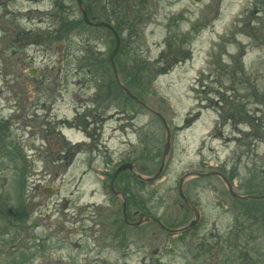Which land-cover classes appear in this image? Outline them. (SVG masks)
Returning a JSON list of instances; mask_svg holds the SVG:
<instances>
[{"label":"rangeland","instance_id":"374dc122","mask_svg":"<svg viewBox=\"0 0 264 264\" xmlns=\"http://www.w3.org/2000/svg\"><path fill=\"white\" fill-rule=\"evenodd\" d=\"M83 1L118 78L77 0H0V264H264V199L217 175L264 195V0ZM125 162L129 220L187 225L183 179L199 224H126Z\"/></svg>","mask_w":264,"mask_h":264},{"label":"water","instance_id":"95a60500","mask_svg":"<svg viewBox=\"0 0 264 264\" xmlns=\"http://www.w3.org/2000/svg\"><path fill=\"white\" fill-rule=\"evenodd\" d=\"M77 3H78V6H79L81 15H82V19H83V21H84L85 24H87L88 26H91V27H98V28L104 27V28H107V29H109V30H111L113 32L114 37H115V45H114V48H113V50L111 51V54H110V64H111V67H112V69L114 71V74H115L116 78H118V70H117V67H116V64H115V61H114L115 56L118 53V50L120 48V42H121L120 41V36H119L118 32L114 29V27L112 25H110L109 23H107L105 21H95V20L90 19L89 15H88L87 7H86V5H85V3H84L83 0H77ZM29 71L32 74H37L33 69H31ZM121 87L129 95V97L131 99L135 100L139 104L145 105L136 96H134L131 93V91L128 89L127 86L121 84ZM157 115L162 120V122L164 123V125L166 127L167 132L169 133V127L167 126L166 120L164 119V117L162 115H160V114H157ZM169 137L170 136L168 134V142H167V144L165 146L164 156L166 155V153L168 151V148H169V146H168L169 145ZM127 169H130L132 172H134L135 169H137V166H136L135 163H132V162L124 163L121 166H119L115 170V172L113 173V175L111 176L110 189H111V192H112V194L114 196H118L120 194V192L115 189V181H116L118 175L120 174V172H122L124 170H127ZM161 171H162V168L154 176L147 177V178L143 177L140 174H137V178L139 180L143 181V182L150 183V182H153V181H155V180L158 179V177L161 174ZM208 174H206V175H208ZM201 175H203V174H201ZM217 175H219L225 182H227L228 188L230 190V193L233 196H235L236 198H240V199H245V198L264 199V195H260V196H257V195L242 196V195L237 194L236 192H234L233 187L230 184V182L228 181V179L226 178V176H224L221 173H217ZM43 191H44V193H46L48 195H51V194H54V192L56 190L53 191L52 188H44ZM121 196L123 197V200H122V212H123L124 222L126 224L132 226V227L139 226V225H141V224H143L145 222L153 221L158 226H160L162 229H164L165 231H167L168 233H171V234H174V235H179V234H182V233H184L186 231H189V230L195 228L198 225V223L200 222V220H201V213H200V211L198 210V208L196 206H194L189 201V199L184 194V190H183V179L181 180V183H180V186H179V196L182 199V201L184 202V204L189 209H191V211L194 213V219L189 224H187V225H185V226H183L181 228H169L160 219H158V218H156L154 216L146 215V214H141L138 221H136V222H130L128 220L126 199H125V197L123 195H121Z\"/></svg>","mask_w":264,"mask_h":264},{"label":"flooded vegetation","instance_id":"af4514ba","mask_svg":"<svg viewBox=\"0 0 264 264\" xmlns=\"http://www.w3.org/2000/svg\"><path fill=\"white\" fill-rule=\"evenodd\" d=\"M94 5H95V9H97L98 8V5H99V0H94ZM261 7H263V6H261ZM255 13L257 14V15H259V14H262L263 13V10L262 9H256L255 10ZM110 16H109V19H108V21H106L107 23H109V24H111L113 27H114V29L118 32V34L120 35V40H121V44H120V48H121V45H122V36H121V34H120V31H119V29H118V27L114 24V22L112 21L113 19H114V17H115V15H116V12L115 11H111L110 13ZM104 29H107V28H104ZM108 31H110L111 32V34L113 35V37H114V34L112 33V31L111 30H109V29H107ZM115 39V38H114ZM119 51H120V49H119ZM119 51H118V53H119ZM117 53V54H118ZM117 56V55H116ZM55 132V131H54ZM51 139H53V138H51ZM262 140H263V138H262ZM59 142V146H58V148H60L61 149V146L63 145L62 143H61V141H58ZM261 143V142H260ZM60 149H58V150H60ZM230 193V192H229ZM231 194V193H230ZM232 195V194H231ZM233 196V195H232ZM234 198H236L235 196H233ZM236 199H239V198H236ZM2 210H3V208H2V202L0 201V218H1V215H2ZM128 210V209H127ZM8 212H10L11 214H14V220L18 217V215H17V212L15 213L13 210H8ZM141 214H144V213H136L135 215H138L139 217H140V215ZM128 218H129V215H128ZM131 221V220H130Z\"/></svg>","mask_w":264,"mask_h":264},{"label":"bare ground","instance_id":"6f19581e","mask_svg":"<svg viewBox=\"0 0 264 264\" xmlns=\"http://www.w3.org/2000/svg\"><path fill=\"white\" fill-rule=\"evenodd\" d=\"M128 96H129V95H128ZM164 152H165V150H164ZM201 174H202V173H201ZM201 174H198V176H199V177H202V176H205V175H206V174H203V175H201ZM207 174H208V173H207ZM196 175H197V174H196ZM208 175H213V174H212V173H209ZM218 176H219V175H218ZM219 177H220V176H219ZM226 178H227V177H226ZM227 179H228V178H227ZM181 180H182V179H181ZM228 181H229V180H228ZM229 182H230V181H229ZM226 184H227V182H226ZM230 184H231L232 187H233V184H232V183H230ZM227 186H228V184H227ZM228 190H229V189H228ZM229 192H230V190H229ZM193 214H194V213H193ZM193 219H194V218H193ZM193 219H192V220H193ZM192 220H191V221H192ZM191 221H190V222H191ZM190 222H189V223H190ZM189 223H188V224H189Z\"/></svg>","mask_w":264,"mask_h":264},{"label":"trees","instance_id":"16d2710c","mask_svg":"<svg viewBox=\"0 0 264 264\" xmlns=\"http://www.w3.org/2000/svg\"><path fill=\"white\" fill-rule=\"evenodd\" d=\"M88 13H89V16L91 17L92 13H91V11H90L89 8H88ZM92 17H93V16H92ZM139 183L141 184V183H143V182L139 181Z\"/></svg>","mask_w":264,"mask_h":264}]
</instances>
